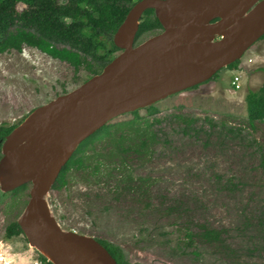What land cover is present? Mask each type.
<instances>
[{
	"label": "rangeland",
	"instance_id": "rangeland-1",
	"mask_svg": "<svg viewBox=\"0 0 264 264\" xmlns=\"http://www.w3.org/2000/svg\"><path fill=\"white\" fill-rule=\"evenodd\" d=\"M262 69L264 38L242 55L238 71L224 67L209 83L155 103L161 122L147 153L126 155L123 170L111 168L114 160L107 158L102 176L75 172L62 189L49 192L60 227L121 246L128 264H264V121L250 126L245 99L264 84ZM236 72L238 91L230 84ZM91 76L34 47L0 53V124L19 125ZM175 115L196 121L185 127ZM131 117L125 113L111 122ZM124 170L130 177H123ZM30 188L15 202L10 193L0 195V264H43L24 234L5 235ZM204 228L219 230L221 240L206 241Z\"/></svg>",
	"mask_w": 264,
	"mask_h": 264
},
{
	"label": "water",
	"instance_id": "water-1",
	"mask_svg": "<svg viewBox=\"0 0 264 264\" xmlns=\"http://www.w3.org/2000/svg\"><path fill=\"white\" fill-rule=\"evenodd\" d=\"M147 9L163 30L136 44ZM263 36L264 0L137 1L114 35L121 52L100 73L32 111L3 142L0 189L31 185L17 219L29 245L60 264H117L97 239L63 230L52 216L46 197L62 167L116 117L207 81Z\"/></svg>",
	"mask_w": 264,
	"mask_h": 264
},
{
	"label": "trees",
	"instance_id": "trees-1",
	"mask_svg": "<svg viewBox=\"0 0 264 264\" xmlns=\"http://www.w3.org/2000/svg\"><path fill=\"white\" fill-rule=\"evenodd\" d=\"M137 1L139 0H0V53L11 49L21 51L27 45L69 64L76 72L84 67L91 75L98 74L114 58L113 54L120 50L113 41L114 35ZM162 30L163 26L155 10L147 9L140 20L136 44L143 35ZM239 64L240 59L225 68L235 71ZM218 72L208 80L216 78ZM245 99L249 124L255 127L256 121H264V84L255 91L248 90ZM142 109L145 110V115L140 114ZM128 114L132 115L130 119L109 122L85 139L62 167L51 190L62 189L75 172L102 176L104 172L101 169L106 168L107 158L116 161L109 163L111 168L120 170L122 165H126V155L147 153L156 141L155 125L161 122L156 117L158 108L152 104ZM175 117L185 127L196 121L182 115ZM17 126L0 124V159L4 140ZM126 172L128 171H123V177H130V173ZM27 187L28 184L9 192L0 189V195L10 193L15 202L17 194ZM20 234L23 231L17 220L11 221L5 228L7 238ZM200 236L208 242L221 240V232L215 228H204ZM189 237L192 238L190 235ZM98 241L105 246L117 264L128 263L120 246ZM41 260L43 264H53L43 255Z\"/></svg>",
	"mask_w": 264,
	"mask_h": 264
},
{
	"label": "bare ground",
	"instance_id": "bare-ground-1",
	"mask_svg": "<svg viewBox=\"0 0 264 264\" xmlns=\"http://www.w3.org/2000/svg\"><path fill=\"white\" fill-rule=\"evenodd\" d=\"M260 14V10L259 11H255L253 13H250L248 16H247V21L248 22H252L254 21L258 15ZM28 120H26L25 123H27ZM3 177V176H2ZM32 247H34L39 253H42L43 255H45L48 259H50L51 261L55 262L56 264H60L59 261L57 260L56 256L51 253V252H47L43 249H41L40 247L38 246H34V245H31ZM1 260V259H0ZM3 260V259H2Z\"/></svg>",
	"mask_w": 264,
	"mask_h": 264
},
{
	"label": "built area",
	"instance_id": "built-area-1",
	"mask_svg": "<svg viewBox=\"0 0 264 264\" xmlns=\"http://www.w3.org/2000/svg\"><path fill=\"white\" fill-rule=\"evenodd\" d=\"M230 84H231V88L234 91H238L239 89H241V76L239 73L236 72V74L232 76V79L230 80Z\"/></svg>",
	"mask_w": 264,
	"mask_h": 264
},
{
	"label": "flooded vegetation",
	"instance_id": "flooded-vegetation-1",
	"mask_svg": "<svg viewBox=\"0 0 264 264\" xmlns=\"http://www.w3.org/2000/svg\"><path fill=\"white\" fill-rule=\"evenodd\" d=\"M260 39H263V38L261 37ZM260 39H259V40H260ZM26 46H27V45H26ZM30 47H31V46H30ZM14 50H15V49H14ZM208 81H210V80H208ZM208 81H207V83H209ZM120 248L122 249L125 258L127 259V256H126V252H125V250H124L121 246H120ZM127 262L129 263L128 259H127ZM128 263H127V264H128Z\"/></svg>",
	"mask_w": 264,
	"mask_h": 264
}]
</instances>
